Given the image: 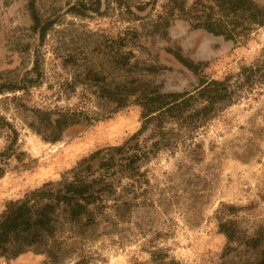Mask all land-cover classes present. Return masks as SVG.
Masks as SVG:
<instances>
[{
  "label": "rangeland",
  "instance_id": "rangeland-1",
  "mask_svg": "<svg viewBox=\"0 0 264 264\" xmlns=\"http://www.w3.org/2000/svg\"><path fill=\"white\" fill-rule=\"evenodd\" d=\"M252 1L258 22L215 35L202 22L221 17L216 0H0V213L108 147L138 156L63 259L0 264H264V0ZM150 92L190 100L146 120ZM62 114L76 124L59 134L47 118Z\"/></svg>",
  "mask_w": 264,
  "mask_h": 264
},
{
  "label": "trees",
  "instance_id": "trees-1",
  "mask_svg": "<svg viewBox=\"0 0 264 264\" xmlns=\"http://www.w3.org/2000/svg\"><path fill=\"white\" fill-rule=\"evenodd\" d=\"M216 1L221 17L208 15L202 22L215 35H228L237 27L245 30L246 23L259 21V10L252 0ZM227 23L233 28L226 30V33ZM212 83L221 84L217 81ZM139 99L143 119L154 120L167 113L173 117L179 116L173 114L174 111L186 106L190 97L150 92L143 93ZM71 116H48L47 120L55 132L61 134L67 127L76 124ZM144 128L143 120L141 131ZM53 139L52 142H55L56 137ZM126 150V144L108 147L78 162L61 182L45 183L23 198L7 202L0 213V257L15 258L30 251L44 254L51 263L63 259L61 257L68 239L82 236L95 225V211H98L104 196L113 193L116 174H123L138 159L136 155L126 156ZM97 157L99 162L94 168L92 161ZM65 229H68L67 233Z\"/></svg>",
  "mask_w": 264,
  "mask_h": 264
}]
</instances>
